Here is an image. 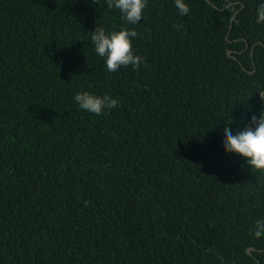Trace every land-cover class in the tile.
Instances as JSON below:
<instances>
[{"label":"trees","instance_id":"obj_1","mask_svg":"<svg viewBox=\"0 0 264 264\" xmlns=\"http://www.w3.org/2000/svg\"><path fill=\"white\" fill-rule=\"evenodd\" d=\"M184 2L0 0V264H264V173L223 146L264 112V0ZM96 27L145 62L108 72Z\"/></svg>","mask_w":264,"mask_h":264},{"label":"clouds","instance_id":"obj_2","mask_svg":"<svg viewBox=\"0 0 264 264\" xmlns=\"http://www.w3.org/2000/svg\"><path fill=\"white\" fill-rule=\"evenodd\" d=\"M148 0H107V8L118 9L130 24H138L143 18V10L147 6ZM175 7L181 15H188L189 6L184 0H174ZM264 22V3L257 9V23ZM179 30V26H174ZM138 33L132 29L124 28L120 31L106 32L104 28L96 27L92 32L90 41L95 49V53L102 58H106V68L108 72H116L121 66L132 65L139 68L145 58L136 55L132 51L131 38L137 37ZM264 99V93H260ZM76 104L82 110L100 115L104 109H111L117 106L118 100L111 96H97L87 91L74 96ZM225 139L223 146L226 152L236 153L246 159L252 171L264 173V112L259 118L255 115L251 117V123L242 131L235 134L230 127L224 128ZM87 205V202H85ZM254 236L260 238L264 236V219L255 221Z\"/></svg>","mask_w":264,"mask_h":264},{"label":"water","instance_id":"obj_3","mask_svg":"<svg viewBox=\"0 0 264 264\" xmlns=\"http://www.w3.org/2000/svg\"><path fill=\"white\" fill-rule=\"evenodd\" d=\"M237 14H238V12L232 17V19H231V23L234 21V19H235V17H236ZM228 56H229L230 58H232V57H231V52H228ZM233 60L237 61L236 58H233ZM240 64H241V63H240ZM241 65H242V64H241ZM243 69L246 70L245 67H243ZM252 250H253L252 248H248V250H247L248 254H251Z\"/></svg>","mask_w":264,"mask_h":264}]
</instances>
